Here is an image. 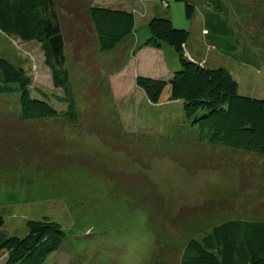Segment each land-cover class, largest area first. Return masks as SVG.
Wrapping results in <instances>:
<instances>
[{"label":"rangeland","instance_id":"374dc122","mask_svg":"<svg viewBox=\"0 0 264 264\" xmlns=\"http://www.w3.org/2000/svg\"><path fill=\"white\" fill-rule=\"evenodd\" d=\"M55 1L79 121L51 119L25 124L24 132L0 131V144L11 141L0 146V158L13 163L0 169L1 230L24 236L28 219L57 223L64 236L42 264H179L185 242L214 225L264 221V157L201 141L197 128L183 122L180 102L150 103L135 84L138 75L166 78L180 66L166 43L145 44L150 16L187 30L185 50L203 57L200 8L187 19L183 2L175 0ZM224 1L239 39L237 54L244 56V48L253 62L205 45L208 66L225 67L239 93L264 99V0ZM90 5L134 6L135 31L101 52ZM0 56L14 63L20 57L31 95L46 93L60 105L37 42L0 31ZM14 96L0 103L15 109Z\"/></svg>","mask_w":264,"mask_h":264},{"label":"trees","instance_id":"16d2710c","mask_svg":"<svg viewBox=\"0 0 264 264\" xmlns=\"http://www.w3.org/2000/svg\"><path fill=\"white\" fill-rule=\"evenodd\" d=\"M175 1L183 2L187 19L194 18L200 8L204 28L203 45L200 46L203 57L198 60L186 54L187 30L173 26L168 17L150 16L145 44L160 48L166 43L175 52L180 66L166 78L138 75L135 84L150 103L180 102L183 122L197 128L201 141L264 157V99L239 93L231 72L223 66H208L205 55L206 45L219 54L235 55L234 59L239 62H253L244 48L240 51L246 52L244 56L237 54L239 39L228 18L227 3L224 0ZM55 2L0 0V31L14 40L39 44L51 82L60 92L53 95L60 103L58 106L50 102V95L46 93L41 97L31 95L32 79L19 63L21 58L14 63L0 56V98L15 95L17 101L16 110L9 107L11 103H0L3 134L24 132L25 124H40L51 119L78 124L74 88ZM87 15L101 52L114 49L135 31L132 5L117 8L90 5ZM3 144L6 146L11 141L3 140L0 146ZM9 159L0 158V169L13 166ZM2 225L0 215L3 264H42L60 246L64 236L57 223L45 219H28L24 236L7 235L1 230ZM179 264H264V221L229 219L214 225L201 238L185 242Z\"/></svg>","mask_w":264,"mask_h":264},{"label":"crops","instance_id":"0c3cea01","mask_svg":"<svg viewBox=\"0 0 264 264\" xmlns=\"http://www.w3.org/2000/svg\"><path fill=\"white\" fill-rule=\"evenodd\" d=\"M202 29H203V32H204V28H202ZM202 42H203V41H202ZM202 45H203V44L201 43V44H200V46H202ZM185 47H186V45H185ZM202 50H203V49H202ZM185 51H186V50H185ZM186 54H187L188 56H190L191 58H193V57H192V55H191V54H188V52H187V51H186ZM163 66H164V71H163V72H164V73H166V72H167V70L165 69V65H163ZM168 74H169V72H167V74H166V75H168Z\"/></svg>","mask_w":264,"mask_h":264}]
</instances>
